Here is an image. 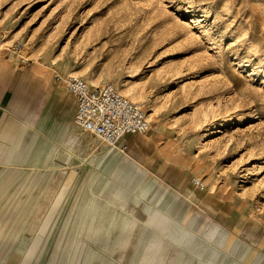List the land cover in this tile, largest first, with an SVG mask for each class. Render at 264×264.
I'll return each instance as SVG.
<instances>
[{"label":"rangeland","instance_id":"obj_1","mask_svg":"<svg viewBox=\"0 0 264 264\" xmlns=\"http://www.w3.org/2000/svg\"><path fill=\"white\" fill-rule=\"evenodd\" d=\"M0 61L22 81L7 122H24L0 135V264H154L153 235L162 264H200L211 245L220 264H264V0H0ZM72 73L136 95L149 131L113 148L76 130L55 80ZM64 122L79 144L47 202L56 171L18 164ZM55 150L49 164L68 161Z\"/></svg>","mask_w":264,"mask_h":264},{"label":"built area","instance_id":"obj_2","mask_svg":"<svg viewBox=\"0 0 264 264\" xmlns=\"http://www.w3.org/2000/svg\"><path fill=\"white\" fill-rule=\"evenodd\" d=\"M63 82L66 91L76 103L74 126L82 134L98 140L109 147H115L125 138L144 135L150 123L144 107L122 95L112 85L92 87L81 77L69 76ZM198 190L204 185L193 180Z\"/></svg>","mask_w":264,"mask_h":264},{"label":"bare ground","instance_id":"obj_3","mask_svg":"<svg viewBox=\"0 0 264 264\" xmlns=\"http://www.w3.org/2000/svg\"><path fill=\"white\" fill-rule=\"evenodd\" d=\"M65 73V72H64ZM75 74V73H74ZM73 75V73L72 74H70V75H68V76H72ZM91 83H93V82H91ZM120 93L121 94H123V95H125V96H127L131 101H134V102H136V103H138V102H140L139 100H138V102H137V96L136 95H134L133 93H128L126 90H121L120 91ZM152 116V115H151ZM151 116H149L148 118H150ZM69 124V123H68ZM219 124H216L215 126H216V129H219V128H223V127H225V124H221V125H219ZM73 131H71V129L67 126V122L64 124V126H63V128H62V131H60L59 132V134L57 135V138H56V142L54 143H52V141L50 140H47V142H46V144H45V146H43L42 148L43 149H41L40 150V152L39 153H37L38 154V158L35 160V162H33V164L31 163V164H18L19 166H23V167H25V168H31L32 170V172L33 173H36V172H48V171H56V173L54 174V176H53V187H54V190H51V188H49V191H48V193H47V196H46V201L47 202H49L50 201V199L53 197V195H54V191H55V189H56V187H57V185L59 184V182H60V180L62 179V178H64V176H65V171L64 170H67L69 167H70V165H69V161H70V159L71 158H76V155H75V149H76V147H77V145L79 144V138L77 137V135L74 133H72ZM213 133V131L211 130L210 132H209V134L208 135H210V134H212ZM78 134V133H77ZM57 145H58V147H61L62 149H63V151H65V152H67V158H68V161L67 162H64V163H62L61 162V164H58L57 163V161H58V158H59V156L57 155V157L56 158H54V160H55V162L54 163H48L47 162V159H48V157L49 156H51V154H52V152H54L55 153V149H56V147H57ZM91 145V144H90ZM80 146V145H79ZM84 146V145H83ZM89 147V146H88ZM33 149V148H32ZM55 150V151H54ZM99 154V153H98ZM105 154V153H104ZM37 156V155H36ZM87 157V156H86ZM97 158H99V157H95V158H93V159H91L89 162V164H92L93 165V167H96V165L100 162V159H97ZM85 159V158H84ZM80 161H82L83 162V160H80ZM132 161V160H131ZM134 162V161H133ZM35 163V164H34ZM0 164H3L2 162H1V160H0ZM4 165H6V164H4ZM81 165V164H80ZM17 166V165H16ZM85 166V165H84ZM86 167V166H85ZM44 170V171H43ZM139 174V173H138ZM103 176H102V174H100L99 175V178H100V180H101V178H102ZM130 179H131V177H129ZM96 183V182H95ZM102 183H104V181H102ZM101 185V184H100ZM113 188V187H112ZM144 188V187H143ZM142 192H143V190H142ZM142 192L139 194V195H137L138 196V198H140L141 199V197L143 196V194H142ZM125 193V192H124ZM123 193V194H124ZM107 194H109V193H107ZM122 195V192L121 191H118V192H116V193H114V194H112V195H110V198L109 199H111V201H114V200H116V199H118V197H120ZM131 195V194H130ZM93 196H94V194H93ZM136 196V197H137ZM94 197H96V196H94ZM164 197V196H163ZM106 198V197H105ZM128 198V197H127ZM133 199H134V197H133ZM103 201V200H102ZM118 201V200H117ZM134 203V202H133ZM115 208V207H114ZM118 211H120V210H116V212L114 213V218H112L109 222H107V227L109 228L110 227V225L112 224V223H115V224H117V218H116V216H120L119 214L117 215V213H118ZM122 212V211H121ZM94 213V212H93ZM123 214H124V212H122ZM126 214V213H125ZM139 214V213H138ZM131 215V214H130ZM138 216V215H137ZM136 216V217H137ZM131 217V216H130ZM129 217V218H130ZM122 218V217H121ZM127 219L126 221H125V225H124V227L125 228H127V230H126V233H127V235H128V237H126L125 239H124V241H125V243H124V248H125V245L128 243V239H129V236L131 235V232H130V230L129 229H131L132 230V228L133 227H135V223H134V220H130V219ZM122 220V219H121ZM153 221V222H152ZM151 221V224H154V223H156L155 222V217H153V220ZM145 223V222H144ZM123 224V223H122ZM151 224H149V225H151ZM139 225V224H138ZM137 225V226H138ZM141 225V224H140ZM149 225L148 224H144V225H142V226H140V228H139V231H138V234L136 235V238L141 234V233H145L148 229H149ZM116 227H117V225H116ZM139 227V226H138ZM129 228V229H128ZM135 238V239H136ZM150 243H153V244H151L150 245V250L149 251H152L153 249H151L152 247L154 248L158 243H161V241L159 240V237L157 236V235H153V238H151L150 239ZM126 249V248H125ZM163 251H164V249H163ZM163 251L161 252V250H160V252H159V254L157 255V258L154 260L155 262H154V264H162V257L164 256V254H162L163 253ZM130 253V252H129ZM137 253L138 252H135L134 254H133V256L134 255H137ZM149 255H150V252L149 253H146V257H144V258H141V260L143 259V261L144 260H146L148 257H149ZM133 256H128V258H127V255H126V257H125V261L126 262H128L129 260H131V258L133 257ZM222 255L220 254H216V258H219L220 259V257H221ZM126 258H127V260H126ZM148 260V259H147ZM203 260H205V258L204 257H202V262L200 263V264H206V262L205 261H203ZM218 262H219V260H218ZM218 262H216V264H220V263H218ZM144 263H147V262H144ZM173 264H175V263H173Z\"/></svg>","mask_w":264,"mask_h":264},{"label":"crops","instance_id":"obj_4","mask_svg":"<svg viewBox=\"0 0 264 264\" xmlns=\"http://www.w3.org/2000/svg\"><path fill=\"white\" fill-rule=\"evenodd\" d=\"M19 79H20V81H19ZM19 85H22V81H21V78H20L19 70L16 67H14L12 65V63L7 64L5 62H1L0 61V135H3V137L5 139H9V138H7V137H9V132L11 134H16L15 136H17L18 133H22L23 132V127H24L23 124H24V122L15 123L16 120H15V122L12 120L9 123V122H7V120H9L8 119L9 117H6L8 115V111H9L11 102L13 100L14 93H15V91L18 88ZM62 87H64V86H62ZM65 91H66V89H65ZM67 94L69 95L68 92H67ZM69 96L73 99V97L71 95H69ZM73 101H74L73 105L67 107V109H66V114L65 115H66L67 118L71 117L72 115H73V118H74V113H75V109H76V103H75L74 99H73ZM15 119H17V118H15ZM65 123L66 122H64V124ZM14 124H16L17 128L19 129V130H17V133H16V131L14 133V129H12L10 131V130L4 128L7 125H14ZM13 137L14 136H10V139L11 138L13 139ZM44 141H45V144H46L47 140L45 139ZM45 144L42 145V147L45 146ZM42 147L40 149H42ZM1 148L2 147H0V150H1ZM223 233L225 234V232H223ZM179 234H177V233L175 235L173 234L172 238L173 239H177ZM151 238H153V236ZM160 239H161L160 240L161 241L160 250L163 251L164 247H162V245L165 243V240L162 239V238H160ZM212 242H215V244L220 246L222 244V242H223L222 235L214 238L212 240ZM151 244H153V243H150V240H148L147 248H149ZM223 247L225 248V243H224ZM151 249H153V247ZM149 250H150V248H149ZM182 251L184 252V250H182ZM228 251H229V249H228ZM179 253L180 252H178V254ZM216 254L220 255L221 253L218 252L211 245L208 249H206L205 255L203 256L205 258V260H203V261H205L206 264H216V262H218V260H220V262L222 263L223 260H225L223 258V255L219 259V258H216ZM175 264H178V263H175Z\"/></svg>","mask_w":264,"mask_h":264}]
</instances>
